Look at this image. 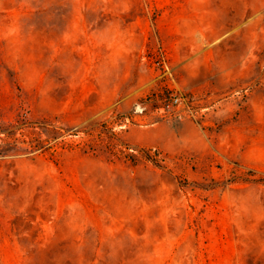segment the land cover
<instances>
[{
	"label": "rangeland",
	"instance_id": "rangeland-1",
	"mask_svg": "<svg viewBox=\"0 0 264 264\" xmlns=\"http://www.w3.org/2000/svg\"><path fill=\"white\" fill-rule=\"evenodd\" d=\"M0 138V264H264V0H0Z\"/></svg>",
	"mask_w": 264,
	"mask_h": 264
},
{
	"label": "trees",
	"instance_id": "trees-1",
	"mask_svg": "<svg viewBox=\"0 0 264 264\" xmlns=\"http://www.w3.org/2000/svg\"><path fill=\"white\" fill-rule=\"evenodd\" d=\"M17 122H19V121H17ZM16 127V124H13V123H8V124H4V127H2V128H6V130H9V131H7L6 132V141L8 140V141H13V142H17L18 141V139L16 138V132H17V128L16 129H14ZM2 130H5V129H1V131ZM0 140H2L1 138H0ZM7 141V142H8ZM41 141H39L38 143H37V145H34V148H42V146L43 145H41Z\"/></svg>",
	"mask_w": 264,
	"mask_h": 264
},
{
	"label": "built area",
	"instance_id": "built-area-1",
	"mask_svg": "<svg viewBox=\"0 0 264 264\" xmlns=\"http://www.w3.org/2000/svg\"><path fill=\"white\" fill-rule=\"evenodd\" d=\"M177 101V100H176Z\"/></svg>",
	"mask_w": 264,
	"mask_h": 264
}]
</instances>
